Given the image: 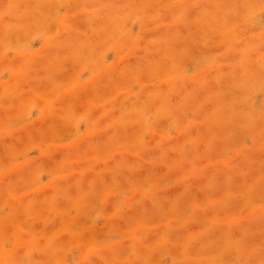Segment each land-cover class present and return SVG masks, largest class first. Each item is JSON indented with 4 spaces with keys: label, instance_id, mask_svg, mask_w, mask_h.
I'll return each instance as SVG.
<instances>
[{
    "label": "rangeland",
    "instance_id": "374dc122",
    "mask_svg": "<svg viewBox=\"0 0 264 264\" xmlns=\"http://www.w3.org/2000/svg\"><path fill=\"white\" fill-rule=\"evenodd\" d=\"M0 264H264V0H0Z\"/></svg>",
    "mask_w": 264,
    "mask_h": 264
}]
</instances>
